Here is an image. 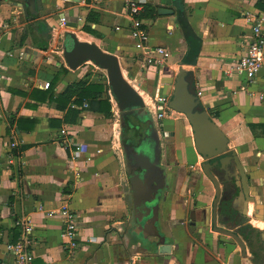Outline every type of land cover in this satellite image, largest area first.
<instances>
[{"label":"crops","instance_id":"obj_1","mask_svg":"<svg viewBox=\"0 0 264 264\" xmlns=\"http://www.w3.org/2000/svg\"><path fill=\"white\" fill-rule=\"evenodd\" d=\"M12 2L20 1L0 2V66L4 68L0 78V259L10 258L6 244L21 235L16 220L25 218L34 226L35 264H264V69L252 81L229 73L231 64L246 52L251 36L244 12L264 11V0H184L194 41L191 47L198 55L194 64L182 65L194 72L203 103L230 138V150L239 154L250 176L257 202H249V220L243 225L261 230L255 247L258 255L244 235L240 234L246 255L208 226L215 188L202 171L203 157L195 149L190 123L181 130L172 116L166 113L163 119L166 128L175 129L176 137L174 163L168 162L167 167L169 188L161 204V225L172 249L160 253L153 237L143 243L135 232L122 146L125 129L114 98L117 123L87 109V103L75 116L71 110L77 107H58L44 94L48 89L44 84L56 75L51 85L55 95L85 75L83 66L71 70L64 60L67 30L53 29L64 14L70 24L66 27L76 26L80 39L127 61L128 80L152 112L158 98L168 102L190 45L176 0H142L157 5V10H174L173 15L144 19L149 46L161 45L171 52L162 66L147 64L145 68L122 0H43L35 19ZM21 10L27 21L19 19ZM89 10L100 15L99 22L92 24L97 34L83 30ZM25 119L35 120L34 126ZM65 126L73 140L69 145L61 133ZM22 146L27 147L14 153L15 147ZM179 165L183 171L176 177ZM184 171L195 173L187 177ZM184 179L187 187L182 186ZM65 204L80 218V245L72 254L66 249L64 225L56 213Z\"/></svg>","mask_w":264,"mask_h":264},{"label":"water","instance_id":"obj_2","mask_svg":"<svg viewBox=\"0 0 264 264\" xmlns=\"http://www.w3.org/2000/svg\"><path fill=\"white\" fill-rule=\"evenodd\" d=\"M12 4L22 8L26 16L37 15L38 11L43 9V0H22L12 2ZM158 12L159 15L174 14L173 9L166 7H160ZM75 30L76 26L69 27L64 36L63 57L67 66L71 70H76L84 63H94L98 68L106 71L110 94L116 101L119 111L141 110L143 113H147V118H149L152 111L144 97L124 75L118 54L104 50L95 42L81 40ZM180 63L181 68L176 76L174 91L167 105L170 109L184 114L188 119L193 131L195 149L204 159L201 164L202 171L214 185L215 194L208 226H211L219 236L229 238L230 242L233 241L239 245L243 254L246 255V242L237 231L236 223L240 215L247 216L248 204L257 202V194L252 193L250 176L239 154L229 148L230 138L203 103L197 91L194 72L183 68L182 61ZM164 105L165 101L159 100L160 112ZM128 143L133 146L134 163L131 165L133 170L128 176L134 195L135 211L138 213L135 232L143 243L150 241L149 237L158 236V241L154 240L153 244L160 253H168L172 249V244L168 242L167 235L161 225L160 198L147 197L143 199L139 197V187L144 186L148 179V172H150L149 167L154 165L150 147L147 148V143H143V140L134 142L130 138ZM141 148L142 153H146L145 155L138 154ZM138 158L144 159L146 163L140 165L137 162ZM213 159L215 160L211 162ZM215 166H219L220 170L229 173L221 179L212 170ZM231 166L236 168L235 173L230 172L232 171L229 169ZM232 212L237 216L234 217ZM148 229L153 232L148 234Z\"/></svg>","mask_w":264,"mask_h":264},{"label":"built area","instance_id":"obj_3","mask_svg":"<svg viewBox=\"0 0 264 264\" xmlns=\"http://www.w3.org/2000/svg\"><path fill=\"white\" fill-rule=\"evenodd\" d=\"M126 7L129 16L132 19L131 22V36L134 40L135 48L142 54L143 65L145 68L147 64L163 65L166 60L171 56V52L164 46L157 45L150 47L149 42V30L145 25V20L141 18V13L144 10V2L142 0H122ZM246 21L249 22L251 28V36L247 43V49L244 55L235 60L229 69L230 74H238L252 81L255 76L264 69V11H250L244 12ZM67 16L60 15L58 25L53 26L54 30H58L60 26H63V30H68ZM169 27V29H171ZM24 51L21 52V56L24 55ZM4 72V68L0 66V78ZM50 82H46L44 87L48 88ZM251 94V93H250ZM261 97H263L261 95ZM159 100H166L165 98H158ZM159 100L155 101L153 112L156 118L161 119L166 115V111L170 108L167 102L164 105L163 110L159 111ZM69 127L65 126L61 129V133L66 136L65 145L73 143V140L68 135ZM16 144L14 143L13 146ZM81 149L80 146L77 150ZM56 213L59 214L61 221L64 225L63 236L66 239V249L69 254H72L79 244V224L80 218L77 212L72 209L68 204L63 205ZM16 225L21 227V235L15 242H8L6 244V251L10 255L9 259H0V264H35V255L33 251V241L31 234L34 230L32 222L25 218H19L16 220Z\"/></svg>","mask_w":264,"mask_h":264},{"label":"flooded vegetation","instance_id":"obj_4","mask_svg":"<svg viewBox=\"0 0 264 264\" xmlns=\"http://www.w3.org/2000/svg\"><path fill=\"white\" fill-rule=\"evenodd\" d=\"M167 100H165V103ZM121 113V119L123 121V126L125 129V137L123 138V156L125 161V169L126 173L129 175L130 172L133 170L131 168V165L134 163V159L132 157L133 154V146L128 143V140L132 138L134 142H140L143 140V143H147V148L150 147V154L151 158L153 159L152 162L154 165H150V172H148V179L144 183V186L139 187V197L141 198H147V197H153V198H160V220H162V214H161V204L165 201L164 197L166 195V188H169L167 178H168V162L174 163V139L176 137V131L172 127H165L164 123V117L161 119L155 118L153 115V112H151L150 117L147 118L148 114L143 113V111H126V112H120ZM156 129V131H155ZM150 133H149V132ZM127 135V136H126ZM145 155L146 153H142L139 151L138 154ZM139 157V156H138ZM155 158V159H154ZM215 159L211 160L214 161ZM137 162L140 165L145 164V160L138 158ZM204 162V159H203ZM148 163V162H147ZM202 164V163H201ZM181 165L177 166L176 170V177L182 175L181 171ZM245 167V166H244ZM230 172L235 173L236 168L231 166L229 168ZM246 169V168H245ZM221 179L228 174L227 172H224L219 169V166H215L212 169ZM191 170H189L190 172ZM247 171V170H246ZM186 172L184 171V174ZM195 172H191L190 174L186 173V176H191ZM130 180V179H129ZM188 181H185V179L182 181V186H186ZM187 187V186H186ZM129 198L131 200V209L133 210V217L135 221L137 222V216L138 213L135 211V202H134V195L131 191ZM236 212V211H234ZM233 213V212H232ZM234 217L237 216V214H232ZM230 215L232 218L233 216ZM185 219V217H184ZM145 229V228H144ZM146 230V229H145ZM158 233V231H156ZM154 240L158 241L159 237L154 236Z\"/></svg>","mask_w":264,"mask_h":264},{"label":"trees","instance_id":"obj_5","mask_svg":"<svg viewBox=\"0 0 264 264\" xmlns=\"http://www.w3.org/2000/svg\"><path fill=\"white\" fill-rule=\"evenodd\" d=\"M85 1L89 3V1L91 0H85ZM174 3H176V5L178 4V8H179L178 12L180 13L178 14L179 22L185 31L188 42L190 43L189 49L182 60L184 64H194L196 62V57L198 53L194 52L191 47L192 46L191 44L194 41L191 38V34H190L191 28L188 22L189 14H187L184 0H176V2ZM158 15L159 14L157 10V5H154L152 3H144V10L141 13V18L143 19L155 18ZM37 17L38 16H32V19H35ZM99 17L100 15L97 12H95L94 10H89L86 15L85 23L83 25V30L92 34H97L96 30L92 27V24L93 23L97 24L99 22ZM26 36H27V31L23 33L21 39V46L24 45L23 41L26 39ZM198 44H199V40H198ZM43 49H47V45L44 46ZM56 78H58V75H56L54 79L50 81V86L44 92V94L49 95L50 101L56 102L58 107L65 108L67 105L71 104V107H77L71 110L72 114L78 116L79 112L82 110L81 107L85 103H87V109L102 113L108 118L113 117L114 107L112 105L111 97L109 94L108 96H106V93H108L109 90V85L107 81H102V80L91 81L86 76L81 79L72 81L71 83L68 84V86L63 92L55 95L52 92L51 85ZM25 120L30 121L32 123L31 128L34 126L35 120L33 119H25ZM26 147L27 146H22L20 147V149H17L15 147L14 153H19L21 150L25 149ZM248 220L249 217L247 216L243 217L240 215L236 223V226H239L237 231L246 237L252 249L254 250L256 255H258L257 253L258 251L257 249H255V247L260 242L261 230L252 226L251 224L243 225ZM245 229L250 230V234L246 233ZM19 236L20 233L19 235H16L15 240H13V242L17 241Z\"/></svg>","mask_w":264,"mask_h":264},{"label":"rangeland","instance_id":"obj_6","mask_svg":"<svg viewBox=\"0 0 264 264\" xmlns=\"http://www.w3.org/2000/svg\"><path fill=\"white\" fill-rule=\"evenodd\" d=\"M12 1H15V0H12ZM19 1H22V0H19ZM19 14H22L21 16H20V20H21V22H23L24 20H26V18L24 17V15H23V11L21 10L20 12H19ZM34 16H36V15H34ZM27 21V20H26ZM64 37V36H63ZM82 40V39H81ZM121 61V60H120ZM121 64H122V68H124V72H125V74H126V78L127 79H129V77H127V76H130V74H128L129 73V70H127L128 69V63H127V61H121ZM83 68H84V77H86L87 76V78L89 79V80H91V81H97V80H102V81H107L108 82V78H107V74H106V71L105 70H102V69H100V68H98L94 63H92V62H87V63H84L83 65ZM124 74V75H125ZM131 78V77H130ZM132 85H134L133 84V82H131L130 80H128ZM136 89H137V87L136 86H134ZM110 92H108V93H106V96H108V94H109ZM110 95V94H109ZM142 96H143V94H142ZM110 97L112 98V96L110 95ZM144 97V96H143ZM144 99H145V97H144ZM111 101H112V99H111ZM115 103H116V101H115ZM147 104V103H146ZM167 116H172V119L174 120V121H178V122H180V129L182 130V128H183V126L184 125H188L189 124V121H188V119L186 118V116L184 115V114H182V113H179V112H177V111H175V110H172V109H169V110H167ZM113 122L114 123H117L118 121H119V115H117V116H114L113 115ZM184 124V125H183Z\"/></svg>","mask_w":264,"mask_h":264},{"label":"bare ground","instance_id":"obj_7","mask_svg":"<svg viewBox=\"0 0 264 264\" xmlns=\"http://www.w3.org/2000/svg\"><path fill=\"white\" fill-rule=\"evenodd\" d=\"M252 208V207H251Z\"/></svg>","mask_w":264,"mask_h":264}]
</instances>
